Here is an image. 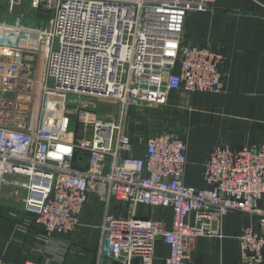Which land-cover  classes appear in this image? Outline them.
Segmentation results:
<instances>
[{
    "label": "built area",
    "instance_id": "1",
    "mask_svg": "<svg viewBox=\"0 0 264 264\" xmlns=\"http://www.w3.org/2000/svg\"><path fill=\"white\" fill-rule=\"evenodd\" d=\"M214 1L30 0L33 12L51 17L25 25L20 13L5 26L13 40L5 39L7 29L0 34V198L5 186L21 191L23 210L44 234L65 235L96 196V264H153L159 240L169 248L163 264H189L192 240L215 235L211 218L245 213L261 229L237 233L241 260L262 264L264 142L216 144L204 185L193 187L182 182L187 145L174 131L153 132L134 155L124 128L129 108L164 105L171 91H224L220 48L184 38L187 14ZM22 2L7 0L9 11ZM112 201L170 208L171 226L119 215Z\"/></svg>",
    "mask_w": 264,
    "mask_h": 264
},
{
    "label": "crops",
    "instance_id": "2",
    "mask_svg": "<svg viewBox=\"0 0 264 264\" xmlns=\"http://www.w3.org/2000/svg\"><path fill=\"white\" fill-rule=\"evenodd\" d=\"M184 38L198 46L220 48L224 91H171L164 105L129 108L124 128L135 144L134 155L143 152V144L153 132L174 131L187 145L182 182L201 187L203 166L213 146L239 149L264 142V0H215L209 9L190 11ZM14 189L5 186L0 198V264H96L97 226L102 214L96 196H88L80 225L73 232L45 235L34 215L23 210V194ZM111 210L160 220L167 229L171 226L170 208L112 201ZM193 220L192 213L188 221ZM243 226L261 229L257 218L245 213L230 211L211 218L209 227L215 235H198L192 240L189 264H247L241 260L236 239ZM168 253V246L157 241L153 264H163Z\"/></svg>",
    "mask_w": 264,
    "mask_h": 264
},
{
    "label": "rangeland",
    "instance_id": "3",
    "mask_svg": "<svg viewBox=\"0 0 264 264\" xmlns=\"http://www.w3.org/2000/svg\"><path fill=\"white\" fill-rule=\"evenodd\" d=\"M29 2L30 0H23L22 4H16L12 10V12L9 11L8 8V3L7 0H5V2L3 0H0V17H2V19L4 20L2 25H0V34L2 33L1 30H6L7 27L5 26H9V23L12 22L16 15H19L20 13H23L25 16H23L21 18V22L25 25H38V20H45V19H49L51 17V13H45L42 10L41 11H37V12H33V10H31L29 8ZM12 13L11 15L8 14ZM12 31H9V29H7V31H4V36L8 35L9 33H11ZM7 41H11L13 40L12 36H6L5 38ZM50 84V83H49ZM72 98V97H69ZM110 109L109 106H102L100 104L99 106V110L100 111H105ZM73 109L71 110V112L73 113ZM12 179V178H10ZM20 194H22L21 191H18Z\"/></svg>",
    "mask_w": 264,
    "mask_h": 264
}]
</instances>
